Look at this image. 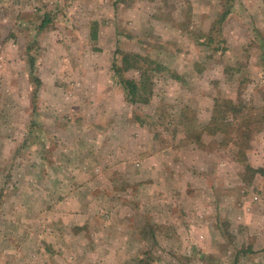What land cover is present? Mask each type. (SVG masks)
<instances>
[{
    "label": "rangeland",
    "instance_id": "rangeland-1",
    "mask_svg": "<svg viewBox=\"0 0 264 264\" xmlns=\"http://www.w3.org/2000/svg\"><path fill=\"white\" fill-rule=\"evenodd\" d=\"M124 1L0 0V264H264V179L179 124L218 92L264 105V0H235L211 40L218 0ZM118 52L163 65L148 105Z\"/></svg>",
    "mask_w": 264,
    "mask_h": 264
},
{
    "label": "trees",
    "instance_id": "trees-1",
    "mask_svg": "<svg viewBox=\"0 0 264 264\" xmlns=\"http://www.w3.org/2000/svg\"><path fill=\"white\" fill-rule=\"evenodd\" d=\"M151 2H161L164 0H150ZM221 11L216 15L208 33V40L212 39L211 34L220 33L223 23L231 14L235 0H218ZM124 3V0H117ZM211 38V39H210ZM119 63L113 65L114 75L122 85L126 101L132 105H148L153 97L154 78L165 71L163 65L132 52H118ZM33 65H31V68ZM135 72L138 79H128L123 75L127 72ZM242 84L239 85L240 89ZM179 124L187 133L186 142L196 145L200 150L211 153L214 146L232 145L235 161L242 165L243 172L240 179L243 183L250 185L256 176L264 179V167L253 168L247 162V151L250 143L257 133L264 129V105L256 108L245 104L240 95L235 100L223 97L217 93L213 99V108L209 121L205 125L197 123L195 116H188L181 112ZM137 118V117H136ZM138 120V118H137ZM159 121V113L155 118ZM204 136L211 139V143L204 141ZM220 137L219 141H216ZM138 264H151L149 261L139 259Z\"/></svg>",
    "mask_w": 264,
    "mask_h": 264
},
{
    "label": "built area",
    "instance_id": "built-area-1",
    "mask_svg": "<svg viewBox=\"0 0 264 264\" xmlns=\"http://www.w3.org/2000/svg\"><path fill=\"white\" fill-rule=\"evenodd\" d=\"M0 60H1V57H0ZM1 65H2V64H1V62H0V67H1Z\"/></svg>",
    "mask_w": 264,
    "mask_h": 264
}]
</instances>
